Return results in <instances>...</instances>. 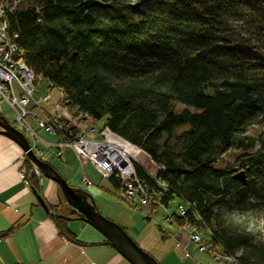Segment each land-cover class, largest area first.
Listing matches in <instances>:
<instances>
[{
    "label": "trees",
    "instance_id": "16d2710c",
    "mask_svg": "<svg viewBox=\"0 0 264 264\" xmlns=\"http://www.w3.org/2000/svg\"><path fill=\"white\" fill-rule=\"evenodd\" d=\"M9 22L29 68L162 167L154 178L136 172L161 193L159 206L178 198L195 210L172 214L177 224L209 229L241 264H264V248L231 215L251 196L264 200V148L244 153L245 184L214 164L264 121V0H23ZM26 181L40 192L33 171ZM57 194L48 215L79 243L76 214Z\"/></svg>",
    "mask_w": 264,
    "mask_h": 264
},
{
    "label": "built area",
    "instance_id": "2783aa9c",
    "mask_svg": "<svg viewBox=\"0 0 264 264\" xmlns=\"http://www.w3.org/2000/svg\"><path fill=\"white\" fill-rule=\"evenodd\" d=\"M22 3L23 0H0V110L2 103H6L13 110L15 118L12 125L27 137L30 149L39 159H43L49 149H55L59 156L68 149L81 167L90 163L102 177L115 179L123 198L136 199L139 207L159 206L161 193L152 194L145 181L137 175L136 166L141 169L143 167L119 153L122 150L121 143L129 142L106 127L99 131L90 127L88 133H85L75 125H70V121L76 123L92 118L88 112L71 103L61 88L53 87L41 74L35 73L22 61L17 35L11 32L9 22V17ZM41 82L46 85L42 93L38 92ZM52 88L57 89L58 98L52 102L51 108H46L42 104H49L53 100ZM27 116L31 121L27 120ZM22 154L23 163L19 168V177L26 179L31 171L39 176L33 168L26 169L24 153ZM147 174L151 178L156 176V172ZM80 180L84 185L91 184L86 175ZM158 185L163 189L167 188L162 182ZM187 210L195 212L186 201L177 205V214L180 217L185 216ZM168 220L174 221L173 216L169 215ZM182 224L183 229L187 230L189 242L200 253L208 255L215 262L223 260L225 264H241L238 260L239 253L228 254L211 243L209 229L190 226L187 221ZM186 249L185 256L189 254Z\"/></svg>",
    "mask_w": 264,
    "mask_h": 264
},
{
    "label": "rangeland",
    "instance_id": "374dc122",
    "mask_svg": "<svg viewBox=\"0 0 264 264\" xmlns=\"http://www.w3.org/2000/svg\"><path fill=\"white\" fill-rule=\"evenodd\" d=\"M122 1L133 2L135 0ZM45 88V83L41 82L38 87V92L42 93L45 91ZM206 93H210V91H206ZM51 94L53 100L49 104H42V106L51 108L52 102L58 98L57 89L52 88ZM176 107V110L185 108V106L179 104ZM187 109L193 112L192 108L188 107ZM0 115L9 123H13L15 118L13 110L6 103L1 104ZM62 117L66 119L64 115ZM27 120L31 121L29 116H27ZM69 124L75 125L78 130L85 133H88L90 127H95L98 131L103 128L102 119L78 121L76 123L70 121ZM262 148H264V121L263 123H254L246 126L241 132L236 134L234 143L224 153L216 157L214 164L218 168L231 170L234 174L244 170V168L240 166L245 159L244 153H252ZM43 159L70 185L88 191L92 195L99 212L124 228L141 248H143L140 245L142 243V236L148 235L151 228H155L159 233L169 235L167 240L161 241L160 244H158L159 252H166L167 249H171L176 253L177 259H180L182 263L188 259L192 261L191 263L193 264H225L223 260L215 262L211 260L208 255L200 253L198 249L189 242L190 239L187 230L183 229L184 225L168 220L169 215L177 213V205L181 203L178 198L171 200L166 207H154L150 205L146 207L140 205L139 207L137 206L138 202H136V199L131 200L120 196L119 190L112 186L108 178L102 177L92 164L85 163L83 167H81L70 150L66 149L62 156H59L55 149H49L46 154H44ZM157 165L158 164H156V167H161ZM26 169L28 168L26 167ZM142 170L149 174L153 173L145 167H143ZM159 170L160 169H158V171ZM83 175L88 177L91 182L90 185L87 186L82 184L80 179ZM250 199V201L242 206H234V211L231 215L235 225L246 230L249 234H252L255 241L264 248V200H254L253 196H251ZM162 245L166 246L161 247ZM185 248H187L186 250L189 252L187 256H185ZM144 250L158 261L156 258L158 251L156 249H151L149 251L146 249Z\"/></svg>",
    "mask_w": 264,
    "mask_h": 264
},
{
    "label": "crops",
    "instance_id": "0c3cea01",
    "mask_svg": "<svg viewBox=\"0 0 264 264\" xmlns=\"http://www.w3.org/2000/svg\"><path fill=\"white\" fill-rule=\"evenodd\" d=\"M22 153L15 142L0 134V232L13 227L0 236V264H129L105 244L103 235L82 221L69 222L79 243L59 235L48 215L49 207L60 204L57 186L53 185L51 196H46L40 180V192H33L26 179L19 177ZM162 235L151 228L140 245L148 251L156 249L160 264H193L188 259L182 263L171 249L159 252L158 244L169 238L168 234L164 239Z\"/></svg>",
    "mask_w": 264,
    "mask_h": 264
},
{
    "label": "water",
    "instance_id": "95a60500",
    "mask_svg": "<svg viewBox=\"0 0 264 264\" xmlns=\"http://www.w3.org/2000/svg\"><path fill=\"white\" fill-rule=\"evenodd\" d=\"M0 134L5 135L21 148L25 160L37 174L56 184L64 204L76 214L73 219L88 224L103 235L110 246L129 264H160L152 255L141 248L124 228L99 212L92 195L88 191L70 185L47 161L37 158L30 149L27 137L1 115ZM232 177L243 184L246 183L244 170L234 173ZM37 197L47 209L42 198L39 195Z\"/></svg>",
    "mask_w": 264,
    "mask_h": 264
},
{
    "label": "bare ground",
    "instance_id": "6f19581e",
    "mask_svg": "<svg viewBox=\"0 0 264 264\" xmlns=\"http://www.w3.org/2000/svg\"><path fill=\"white\" fill-rule=\"evenodd\" d=\"M11 32L15 33L18 37V34L16 32H13V31H11ZM120 146H121L122 150H119V153L123 157L127 158V156H128L129 159L137 162L142 167L147 168L150 172H153V173L156 172V174L158 173V169H157L158 167H156V163L153 160H151L149 155L147 153H145L143 150L132 145L131 143H126V142L121 143ZM38 177H39V180H41V183L44 187V193L46 194V196H51L50 193H51L52 188H53L52 186L53 185L55 186L56 184L53 181L44 178L40 174Z\"/></svg>",
    "mask_w": 264,
    "mask_h": 264
}]
</instances>
